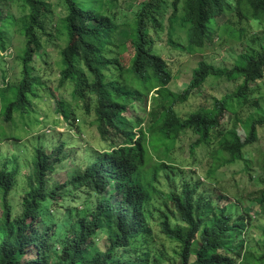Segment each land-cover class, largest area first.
<instances>
[{
	"label": "trees",
	"instance_id": "trees-1",
	"mask_svg": "<svg viewBox=\"0 0 264 264\" xmlns=\"http://www.w3.org/2000/svg\"><path fill=\"white\" fill-rule=\"evenodd\" d=\"M59 1L65 10L63 26L68 38L60 54L64 65L60 84L73 83L76 98L95 96L94 109L86 102L85 110L94 112L99 135L108 148L90 158H78L81 151L71 155L64 141L51 150L35 148L33 185L17 217L10 197L19 174L18 160L14 165L12 157L0 154V264H162L164 254L154 252L152 246L156 237L177 245L179 264H264V224L256 220V214L251 215L252 207L244 206L236 219L227 206L205 192L198 195L200 183H193L191 174L182 184L171 179L169 191L163 190L162 178L169 181L175 168L153 155L192 134L191 155L203 148L210 160L207 178L229 164L244 161L249 165L246 148L256 142L264 116L244 121L249 129L244 142L222 141L227 131L222 120L226 113L236 115L235 100L247 102L253 85L263 80L264 36L259 50L240 55L231 69L200 62L188 87L177 94L168 88L173 76L167 61L155 53L150 31L164 0L144 3L120 40L116 37L119 25L106 10L107 0ZM24 3L29 20L23 28L25 44L19 56L21 78L14 85L7 83L1 112L4 122H13L15 114L25 115L33 107L35 84L40 81L33 73L34 59L47 55L41 54V42L51 36L47 33L50 4L45 0ZM181 3L183 22L189 24L187 44L182 48L192 52L205 47L213 19L227 12L264 23V0H173L172 18H177ZM2 16L0 8V51H5L6 39L11 37ZM127 52L131 57L124 65ZM0 71L6 81L2 62ZM210 77L241 79V84L218 103L216 116L199 111L181 118L175 106L186 102ZM154 90L146 124L144 119L130 120L124 115L148 100ZM58 105L69 121L72 114ZM70 159L81 166L67 173L66 182H56L52 175ZM66 193L70 200L64 206L60 201ZM252 200L263 206L264 215V189Z\"/></svg>",
	"mask_w": 264,
	"mask_h": 264
},
{
	"label": "rangeland",
	"instance_id": "rangeland-1",
	"mask_svg": "<svg viewBox=\"0 0 264 264\" xmlns=\"http://www.w3.org/2000/svg\"><path fill=\"white\" fill-rule=\"evenodd\" d=\"M45 1L52 8L51 29L47 31L51 36L49 41L45 38L41 42V54L47 55L39 59L35 58L33 63V73L40 78L34 88L36 97L33 98V107L27 108L25 115L15 114L13 122L3 121L2 103L3 98L8 95L7 83L14 85L21 78L22 66L19 56L23 54L25 44L23 28L29 20V8L24 0H3L0 3L3 23L11 37L6 39L7 49L0 51V62L7 71L6 81H3L0 71V154L12 157L14 165L18 160L19 174L10 197L14 217L21 214L24 195L29 186L33 185L31 156L35 148L51 150L64 141L68 143L67 150L71 155L75 151H81L82 155H78V158H90L108 148L107 143L101 140L96 117L92 111L96 103L95 96L89 98L87 96L85 100L76 98L73 94V83L68 82L63 86L60 84L61 71L64 67L60 54L68 43L63 26L65 10L59 0ZM147 1L117 0L111 3V0H107V3H110V6L106 7L107 13L113 17L115 24L119 25L116 32L119 40L122 31L126 29L125 26L135 23L138 11ZM172 1L164 0L159 13H156L157 23L150 24L151 36L155 40L153 47L155 53L167 61L173 76L168 86L172 92L180 94L188 87L193 72L200 62H206L217 68L231 69L240 55L255 54L259 50L264 36V23L247 17L241 18L235 12H227L213 19L211 34L206 38L203 49L192 52L182 48L187 44L189 24L183 22V3L179 6L177 18H172ZM8 15L11 17L6 18ZM130 57V52L125 53L122 63L128 65ZM240 84L241 79L210 77L200 89L192 92L186 102L177 104L175 109L183 119L199 111L214 117L218 113V103L224 97L233 95ZM253 86L254 92L248 97L247 102L243 99L235 100L236 115L225 114L222 123L227 131L222 141L240 139L244 142L249 133L244 121L248 117L250 122L263 118L264 78ZM152 96H155V90L150 92L148 100L145 99L135 110L129 109L124 115L130 120L144 119L143 124H146ZM58 102L65 112L72 114L69 121L63 118ZM86 102L91 105L90 112L85 110ZM256 135V142L246 148L245 159L249 161L248 166L244 161L229 164L209 175L208 178L206 171L210 160L205 157L206 151L197 148L196 155L192 156L190 146L195 137L192 134L182 136L178 142L170 143L153 154L156 160L168 161L175 168L169 181L162 178L160 187L168 192L171 179H174L176 184H182L183 178H188L191 174L192 182L200 183L198 195L205 192L207 197H212L221 206H227V212L236 219L244 206L252 207L251 215L256 214V220L264 224L263 206L252 200L264 189L261 183V179L264 178V125L257 127ZM217 147V144L213 145L214 149ZM80 166L81 164L70 159L52 175V178L58 183H64L67 180V173L73 174L76 167ZM65 198L60 203L67 206L70 200L68 193ZM81 211L84 212V209ZM244 216L246 220L249 219L247 215ZM252 234L257 235L258 232ZM152 246L154 252L164 254L165 261L162 264H179V257L176 254L177 245L162 237H156ZM151 260L153 261V257Z\"/></svg>",
	"mask_w": 264,
	"mask_h": 264
},
{
	"label": "clouds",
	"instance_id": "clouds-1",
	"mask_svg": "<svg viewBox=\"0 0 264 264\" xmlns=\"http://www.w3.org/2000/svg\"><path fill=\"white\" fill-rule=\"evenodd\" d=\"M254 216V215H253ZM255 217V216H254Z\"/></svg>",
	"mask_w": 264,
	"mask_h": 264
}]
</instances>
